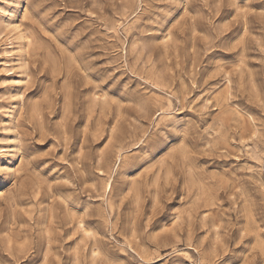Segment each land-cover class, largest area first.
Returning <instances> with one entry per match:
<instances>
[{"label":"rangeland","instance_id":"1","mask_svg":"<svg viewBox=\"0 0 264 264\" xmlns=\"http://www.w3.org/2000/svg\"><path fill=\"white\" fill-rule=\"evenodd\" d=\"M0 264H264V0H0Z\"/></svg>","mask_w":264,"mask_h":264},{"label":"bare ground","instance_id":"2","mask_svg":"<svg viewBox=\"0 0 264 264\" xmlns=\"http://www.w3.org/2000/svg\"><path fill=\"white\" fill-rule=\"evenodd\" d=\"M20 36V35H19Z\"/></svg>","mask_w":264,"mask_h":264}]
</instances>
